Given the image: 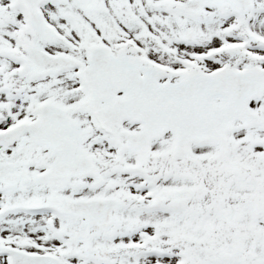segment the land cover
<instances>
[{
  "label": "snow or ice",
  "instance_id": "snow-or-ice-1",
  "mask_svg": "<svg viewBox=\"0 0 264 264\" xmlns=\"http://www.w3.org/2000/svg\"><path fill=\"white\" fill-rule=\"evenodd\" d=\"M0 264H264V0H0Z\"/></svg>",
  "mask_w": 264,
  "mask_h": 264
}]
</instances>
